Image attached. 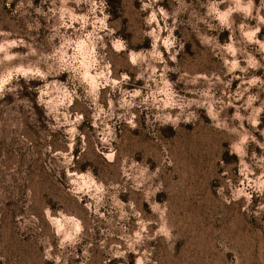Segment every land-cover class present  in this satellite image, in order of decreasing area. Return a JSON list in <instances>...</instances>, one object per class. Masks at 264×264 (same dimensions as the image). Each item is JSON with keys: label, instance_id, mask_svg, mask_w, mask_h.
Here are the masks:
<instances>
[{"label": "rangeland", "instance_id": "rangeland-1", "mask_svg": "<svg viewBox=\"0 0 264 264\" xmlns=\"http://www.w3.org/2000/svg\"><path fill=\"white\" fill-rule=\"evenodd\" d=\"M34 4L43 14L37 15L28 0H0V31L12 34L0 40L19 37L49 53L61 42L59 37L51 44L45 39L57 17L49 10L51 0ZM162 6L168 8V27L179 38L173 37L172 49L178 59L166 67L156 66L176 81L179 96L161 85L147 105L140 101L134 110L136 129L124 123L131 109H108L107 89L100 94L104 112L90 109L83 89H78L81 99L68 111L73 117L85 116L82 138L80 132L66 134L71 119L56 123L46 116L37 103L38 93L29 91L42 81L31 85L20 81L22 92L13 89L8 98H0V264H264V207H259L264 205V110L258 111L264 109V49L256 43H264L260 22L264 0H254L251 15L238 10L224 24L218 13L233 6L231 0H163ZM140 7V0H108L111 28L136 51L150 49L152 43L144 22L147 13ZM78 12H86V6ZM158 18L163 28L165 21L159 14ZM257 27L259 34L249 39L245 32ZM60 31L72 34L74 29ZM101 35L107 42L108 36ZM157 35L162 40L168 33ZM152 39L159 43L155 36ZM103 55L113 78L128 72L132 81L127 88L143 86V81L135 80L138 69L129 63L128 51L117 53L109 46ZM231 61L240 67L230 71ZM137 63L157 93L156 82L147 80L144 71L152 61L138 54ZM197 74L207 78L193 85ZM67 76L55 79L67 81ZM253 79L255 83H249ZM68 86L72 87L71 81ZM207 88L212 95H198ZM194 99L212 119L205 109L188 107ZM157 102L181 105L180 120L169 121L168 115L178 110ZM47 107L53 116L57 114L55 100ZM186 118L191 123H183ZM245 136L247 141L241 143ZM230 144L239 157L230 153ZM109 155L113 163L104 159ZM74 158L80 171L92 168L98 176L81 177L77 172L72 177L86 191L93 189L82 196L92 203L91 211L67 190L66 173L76 170ZM94 179L103 181L106 194L95 193ZM92 196L102 197L100 203L90 200ZM49 206L63 212L46 215ZM73 217L82 221L84 231L76 232ZM66 236L72 239L65 240Z\"/></svg>", "mask_w": 264, "mask_h": 264}, {"label": "clouds", "instance_id": "clouds-1", "mask_svg": "<svg viewBox=\"0 0 264 264\" xmlns=\"http://www.w3.org/2000/svg\"><path fill=\"white\" fill-rule=\"evenodd\" d=\"M47 2V0H45ZM223 3H228V0H221ZM163 0H140V9L145 11L147 15L144 18L146 26H148V37L151 38V48L142 49L140 51L132 50L128 46V42L122 37L117 35V32L111 28L109 21L111 20V15L108 12V0H51V7L49 10L57 17V24L50 29V35L45 37L46 40L51 44L56 40L57 37L60 38V43L58 46H53L51 52L41 53L35 47H32L22 38L14 39H3L0 40V98H5L4 93L7 92L8 95L11 94L12 90L15 89L17 92L23 91V86L20 81L23 79L26 83L31 85L32 81H42L43 83L35 88L29 87V91H35L38 93L37 103L41 105L46 110V116L52 118V121L59 123L60 120L66 123L71 119V125L67 126L66 134L80 132L81 138L83 131H81V125L85 122V116L83 114H73L68 111L73 107L76 100H80L81 96L78 89H83L84 98L89 100L90 109L104 112L105 108L100 105V94L104 89L108 90L109 99L107 100L108 109L117 107L120 110H129L127 118L124 123L127 124L131 129H136L134 124V119L136 117V109L140 107V101L144 105H147L150 100L154 99L159 93L161 85L164 88H171L173 92L176 93V81L170 79V77L165 76L164 70L156 65L168 66V62L171 61L175 63L178 59L177 55L172 54V49L174 47L173 37L179 39L176 35V31L173 28L168 27V8L162 6ZM233 6L227 8L226 11L218 13V19L222 24L227 22V17L235 13L238 10H242L248 15H251V6L254 0H231ZM75 5V7H72ZM153 5H159L158 8L150 10ZM241 5H244L242 8ZM28 6L34 7L37 15L43 14L40 7H36L34 0H28ZM81 6H86V12L80 13L78 10ZM99 13V14H98ZM158 14L163 17L165 23L164 27L160 28V19ZM260 22L264 23V17L260 18ZM38 23V22H37ZM156 24L157 27L153 28L152 25ZM79 25V27H75ZM28 30H33V25L29 23L27 25ZM65 30L74 29L72 34H68L67 31L61 33L60 29ZM240 28L244 29L245 25L240 24ZM90 29V30H89ZM37 31L39 29H36ZM168 33L167 38L160 39L157 35L158 32ZM260 32V28L257 27L254 31L245 32V35L251 39L253 36H257ZM105 33L108 36L107 42L105 41ZM11 33L0 31V37L11 36ZM156 37L159 43H154L152 37ZM114 37V39H113ZM200 43L203 42L197 37ZM229 39L231 37L229 36ZM256 43L260 44V47L264 49V43L259 40ZM109 46L113 51L117 53L129 52V63L132 67L137 68L135 72V80L143 81L142 87H133L131 89L127 88L132 81V77L128 72H120L118 76L113 78L111 72V64L108 63L103 55V51ZM228 51L232 53L233 56L236 55L231 44L226 45ZM24 47L27 50L25 52L12 51L14 48ZM164 49L161 51L160 49ZM71 50V52L69 51ZM147 52V57H144L143 53ZM140 55L141 59L145 61H152L151 64L146 63L144 71L149 75L147 80H152L156 82L157 93H153L145 76L139 71V65L137 63V55ZM167 54V56H166ZM36 57L35 60L31 59ZM167 57V59H166ZM16 61L15 64H12ZM231 68L234 70L240 67L238 61H231ZM11 65L10 67H4L5 65ZM243 71V69H241ZM67 73V81H61L60 79H55L60 77L62 74ZM159 76L157 77V74ZM187 75V73H185ZM49 77H54L53 80L49 81ZM201 78L206 79L207 77H202V74H197L191 81L193 85H196ZM216 80H220L217 76ZM68 81L72 82V87L68 86ZM15 82V83H13ZM249 83L254 84L255 79L249 81ZM56 93V95H53ZM198 95L208 98L211 93V88L202 89ZM115 97V100L111 97ZM45 97H52L51 99H45ZM139 98V101L136 99ZM250 100H254L255 97H250ZM56 101L57 114L53 116L52 112L48 111V105H52L53 101ZM158 106L163 108H172L175 115L169 114L168 120L176 119L180 120L179 110H182V106L178 104H164ZM189 108L205 109L207 115L208 110L206 108H200L199 102L197 100H192L188 105ZM63 109V111H60ZM264 109H258L261 111ZM238 117V113L234 114ZM197 120L200 119L198 111L196 112ZM210 117V116H209ZM99 119V116L95 117ZM159 119V116L156 117ZM210 119H212L210 117ZM183 123H191V120L186 118ZM257 122L253 121V126H256ZM52 126L51 121L48 119L47 127ZM174 126V125H173ZM215 127H220L219 124ZM103 139V137H101ZM247 136L243 137L241 143L246 142ZM71 148V144L69 145ZM264 147V145H261ZM76 149V148H75ZM75 149H73L75 153ZM81 151V149H80ZM230 153L239 157V153L232 151V145L230 144ZM115 155V154H113ZM113 155L104 157L107 163H113ZM76 155H74L75 157ZM76 159L74 158L71 162L76 165ZM240 162V161H239ZM77 172L83 176L85 173H91L92 176L98 177L94 174L92 168H88L86 171H80L77 168L75 171H69L66 173V180L68 181V192L79 202L84 204V207L88 210H92V203L88 199H82V196H87L89 192L93 189H88L86 191L85 187L77 183L76 179H73ZM95 185L94 191L98 194H106V186L103 181H98L94 179L92 181ZM222 190V189H221ZM121 196V194H120ZM119 196V200L124 202ZM90 200H95L100 203L102 197L92 196ZM129 203V201L127 202ZM134 206V205H133ZM259 207H264V205H259ZM50 212L62 213V208L53 210L51 206L45 210V214ZM77 221L76 232L80 233L84 231L82 227V221L78 218L73 217ZM161 231H165L161 229ZM139 236V232L136 233ZM167 235V232H165ZM65 240H71V236H66ZM63 244V241H61Z\"/></svg>", "mask_w": 264, "mask_h": 264}, {"label": "trees", "instance_id": "trees-1", "mask_svg": "<svg viewBox=\"0 0 264 264\" xmlns=\"http://www.w3.org/2000/svg\"><path fill=\"white\" fill-rule=\"evenodd\" d=\"M21 81H22V82H24V80H23V79H22ZM32 82H33V81H32ZM7 96L9 97L8 93H7V92H5V93H4V97H7ZM8 97H7V98H8Z\"/></svg>", "mask_w": 264, "mask_h": 264}]
</instances>
